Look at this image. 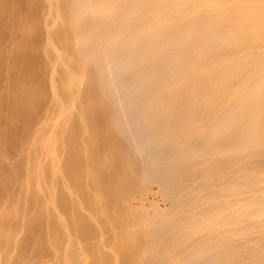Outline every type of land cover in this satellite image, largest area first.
I'll return each instance as SVG.
<instances>
[{
	"label": "rangeland",
	"instance_id": "rangeland-1",
	"mask_svg": "<svg viewBox=\"0 0 264 264\" xmlns=\"http://www.w3.org/2000/svg\"><path fill=\"white\" fill-rule=\"evenodd\" d=\"M163 1L144 0L135 8V14L132 11L133 15L131 13L127 15L122 8L120 13H116L109 19H102L92 26L85 25L84 22L81 26L89 27L93 32L90 39L87 38L84 41V50L89 51L88 54H90V51L101 49L99 33L116 27L122 18L127 19L126 17L129 15L131 18L132 16L134 18L135 16L142 17L150 13L157 15L158 12L163 15L174 4L176 5L178 0H175L176 2L174 0ZM172 1L174 4L171 3ZM189 1L191 3L187 5ZM238 1L240 0H237L236 3ZM243 1L241 6L240 2L236 4L238 9L242 8L239 13L242 10L244 14L252 12L250 14L256 20L253 17L246 18L244 23L229 27L225 23H219L225 19L224 8L228 3L227 0H184L181 6L184 7L183 10L188 8L183 12L187 14L191 10H196L198 17L182 16L178 27L182 31L173 29L174 31L165 32L162 37L154 40L152 33L160 27V24L157 23L159 26L153 29L155 26L153 23L152 29L149 28V31L147 30L144 35L132 36L135 41L132 45H117L119 42L117 40L122 38L117 36L107 44L108 53L91 54L85 59L84 65L87 74L99 80L84 85L96 101V104L91 109L89 108L88 113L96 115L91 124L97 122L94 126L100 127L102 124L103 127L101 126L100 129L105 128V130H101L100 136L106 139L101 137L100 139L107 144H105L106 146L103 144V148L108 150L112 170L120 176L118 179L120 192H140L145 195V199L151 197L142 202L135 201L132 205V213L136 218L145 217L147 219L146 227L138 231V244H145L152 251L141 258L143 261H140V264L168 262V264H264V228L254 237L236 238L233 241H229L228 230L220 228V226L212 225L211 228L202 230L203 232L196 236H191L188 230L193 220H201L207 213L216 211V209L219 211L228 208L229 201L231 203L238 200L248 201L250 196L248 191L259 189L264 192V176L260 175L262 169L264 170V141L260 140L263 131V127L260 125L262 118H254L251 115L252 110L260 107L264 102L263 99L256 98L257 92L260 94L264 88H260L258 91V88L255 87L261 82L264 86V56L255 58L257 54L254 53L257 48L264 45V20L260 26L261 30L255 28L258 21L260 23L259 18L262 12H259L263 8L259 6L260 9H251L245 4L248 0ZM37 4L38 0H0V168H2L0 169L2 171L0 178L5 171V176L3 175L1 178L3 181L0 179L2 182H0V216L2 217L3 205L7 202L12 204L18 196L17 190H19L22 166L14 160V156L17 148L20 147L19 143L28 135L29 124L45 112L50 101L49 82L46 78L48 62L41 49V37L28 24L30 21H39L40 10ZM21 5L23 6L21 7ZM207 5L214 7L215 10L223 11L222 17L209 16L206 13L203 15ZM150 7L158 9L151 11ZM243 7L247 8L245 12ZM185 14L181 13V15ZM213 19L217 21V24L215 27H211V33L207 34L205 29L203 32L202 30L199 33L195 32V28L201 29L204 24L213 23ZM18 33L21 34L20 37ZM183 34L189 35L188 38L182 42L176 41L174 37ZM151 40L155 42L154 46L149 43ZM205 41L209 43L206 47L202 46L206 43ZM16 45L18 46L16 47ZM155 45H158V50L155 49ZM250 52L253 54H249ZM109 59L112 61L109 62ZM198 72H209V75L197 78L201 82H190L188 78ZM104 80H108V82H102ZM43 85L44 88H42ZM230 93H232L233 101L228 104ZM33 99H36L35 102ZM10 114L12 115L10 116ZM72 118L73 120H69V122H74V120L75 122H70L69 127L66 126L67 130L65 129L63 132V134L67 132L72 138L62 134L65 141L64 146L74 144L70 146L71 148L65 146L68 150L67 153L70 154H67L66 150L64 151L66 155L61 154L63 158L60 160L61 170H64L61 173L64 174H60L64 175L61 178L62 180L66 178V182L61 181L59 177L58 180H55L54 177L49 176L51 174L48 170L44 173V176L47 174L45 179L48 180V183L54 182L51 184L55 187L51 186L57 192L55 194L57 197H55L59 199H55L56 205L62 203V206L57 205V207L61 211L63 208L62 212L66 216L61 212V217L64 216L67 220L62 217L60 221L62 222L64 219L65 223L63 220L60 225V221L55 219L58 222L56 226H59L57 231V227L53 225V222L55 223L53 215L45 213L40 201L37 202L38 199L30 197L29 206L26 208L29 215L27 211L26 214L32 221L29 219L30 222H28L27 217L25 220L32 224L37 220L38 222L34 223L37 226H32L34 227L32 230H36V227L37 232L34 231V234L33 231L31 233L29 230L24 231L25 238L22 236V242L19 240V248L16 246L13 257V262L18 264H28L32 254L37 253L35 248L40 247L39 250H42L43 246L40 244L44 245L43 241L45 247L51 251L60 248L59 246H62L64 242L62 237L64 233H61V229L63 230L65 226H69V230H67L71 235L87 234L92 231L90 227L93 226L90 216L87 215L88 211H86L87 214L83 212L85 214L83 215L79 212L81 210L77 209L78 211L76 210L74 213L75 216H72L75 205L73 203L74 206H71L70 196L64 192V189L65 186L72 189H70L73 191V193L71 192L72 200L73 198L75 201L77 200L75 204H80L83 201L82 205L89 207L88 198L90 197L87 188L89 185L86 184L88 179L85 177V168L87 164L90 165L88 161L96 160L95 157H102L98 152H93L89 148L85 150V145H83L85 140L83 139L82 142V127L78 117ZM97 126H95L96 129H99ZM67 127L71 128V131ZM11 129L15 130L13 138H11L13 135ZM12 139L16 141L17 145H15L16 143H13L15 146L11 144ZM69 139H72L71 143ZM62 141L61 139V143H63ZM3 149L6 152H3ZM7 150H11V154ZM61 150L63 151V148ZM83 152L88 156L83 155ZM3 153L5 154L2 156ZM5 155L11 158H6ZM90 158L91 160H89ZM82 172L84 173L82 174ZM105 177H103L104 181ZM56 181L57 186L55 185ZM15 182H17V187ZM12 183L14 184L12 185ZM62 183L68 184L64 186ZM109 186L111 187V184ZM109 186L106 187L107 190ZM104 193L107 195V191ZM262 195L260 193L258 199L264 203ZM60 199L61 202H59ZM32 203L37 206L35 207ZM70 207L71 209H69ZM35 211L37 212L35 213ZM110 212L113 211L110 210ZM262 217L257 224H263L262 227H264V216ZM97 222L101 224L100 220ZM38 224L40 225L38 226ZM57 232L62 234L60 239L63 242L61 240L58 242ZM177 235L181 236L180 240H175ZM38 236L42 239L37 238ZM26 238L28 239L26 240ZM31 238L34 240L37 238L35 241H43L41 243L38 241L39 246L36 247L37 243ZM52 239L54 242L57 241L56 247H53ZM87 239H85L86 242L81 239L84 242L78 244L77 247V243H75L76 248L82 249H78V251L81 253L86 250V252L91 251L92 254L96 253L94 254L96 258L92 259L93 263L91 261L92 264H107L110 250L106 244H104L106 247L104 249L101 240L102 243L99 240ZM0 240H2L0 246H4L5 237ZM28 243L30 245L36 243L35 250H32V245L30 246ZM96 243H100L101 246ZM212 244L214 246H211ZM27 245L28 250L25 247ZM170 245L175 248L176 253L166 255V257L160 251ZM200 247H203L206 253L197 258L195 251ZM207 248L210 250L208 253L205 251ZM19 249H24V251L21 250L23 253ZM105 251L109 253H105L106 257L104 256V258L102 257L104 253L102 256L101 254ZM1 257V264H5L7 257H2L3 259ZM98 258L99 261L100 258L103 259L102 262H96ZM124 258L123 255H120V264L129 263ZM57 263V260L53 259L43 264Z\"/></svg>",
	"mask_w": 264,
	"mask_h": 264
},
{
	"label": "bare ground",
	"instance_id": "bare-ground-1",
	"mask_svg": "<svg viewBox=\"0 0 264 264\" xmlns=\"http://www.w3.org/2000/svg\"><path fill=\"white\" fill-rule=\"evenodd\" d=\"M143 1L144 0H38L37 6L40 10V15H39V19H38L39 21H30L28 23L27 21L29 18L27 17L28 19L26 22L29 24V26L32 28V30L37 31L41 37L40 38L41 49L44 52V54L46 55L45 60H47V62H48V66L45 65L47 68V70H46L47 71V77L46 76L45 77L47 78V81L49 82L50 91L48 94L50 95V101H49L47 107L45 108V112L42 115H39V117L37 116L35 119L33 118L34 120L32 119L33 120L32 123H30L28 126V135L22 141H20V143H19L20 147H18V148L16 147L17 152L14 149L16 152L15 156H14V160L17 161V163L21 164L22 171H20V175H21L20 177L21 178L19 180V190H17V193H18L17 199L15 201L13 200L14 202L12 204H10L8 202L5 203L3 205L4 207H3V210L1 212L3 214V217L0 216V238L4 239V237H5V241L3 242L4 246L3 245H1L2 247L0 246V256L5 257V258L7 257V261L5 260V264H11V262H13V257H14V252L16 251L15 250L16 246H18V248H19V245H18L20 243L19 240L21 241V238H23V237L25 238V236H24L25 234L23 235V233H25L24 231L29 230L31 233L33 231L32 229L34 228L32 226H37V224L34 225L35 222H38L37 220L35 222L33 221L34 222L33 224L28 223V222H30L31 219H30V216H29L30 220L28 219V215H29L28 212L29 211H27L26 208L29 206L30 197H31V199H32V197L33 198L35 197L36 199H38L37 202L40 201V203L43 205V206L42 205H38V206H42V208H44L46 211L45 213H47L48 215H51V216L53 215L52 217L54 220L53 219H51V220L55 221V219H57V221L58 220L60 221V219L62 217H64V216L61 217V212L63 211V208H62V211L58 209L62 203L60 205L57 204L59 206V207H57L56 202H55L56 200H59V199L56 198L57 197L55 195V194H57L56 190L54 189L55 192L53 190V188L55 186L52 184L54 182L53 183L51 182L52 184L50 182L48 183L47 182L48 180L46 181V179H45V176H47V174L44 176V173L47 172V170H48V172H50V174H51L49 176L54 177L55 180H58V177L61 179V181L64 180V179L62 180L64 175L61 176V174H64L63 172L61 173V171L63 170V169L61 170V161L60 160L63 159L61 154L66 155V153L68 151L67 148H71L70 146H72L74 144L72 143V145L70 144V146L65 145V146H67V148H66L64 146L65 141L63 139L64 137L62 136V134H63L64 130L66 129V126L69 127V125L71 123L75 122V120H74V122L70 121L71 122L70 123L69 120H73L72 117H76V116L78 117V121L80 123V126L82 127V134H83L82 142L84 139L85 142L83 145H85V150H87L86 148H89L93 152H98L100 154V156L102 157V158L95 157L96 160L91 161L92 163L87 160L88 163H90V165L86 163L87 161H85V163L87 164V166L85 168L86 169V176L85 177H86V179H88V180H86V179L85 180H86V184L91 186V188H89V186L87 187V185H86V187L89 189L88 195L90 197V198H88V201H90V202H88L89 203V207L87 206L88 209H86L87 207H84V205H82L83 201L82 202L79 201L80 204H75V202L77 200L75 201L74 200L75 198H73V200H74L73 201L72 197H71V196H73V194H72L73 191H70V189H71L70 187L68 188V186L67 187L65 186L68 183L65 185L63 183L62 184L65 186L64 192H67V194L70 196L71 200L69 199V202H71L70 203L71 206L75 205V207H74L75 210H73V207H72L73 214L76 213L77 209L81 210L79 212H81V213L84 212L85 214H87L86 211H88L87 215L90 216V217L89 216L88 217L91 218L90 221H91L92 226H93V227H90V226L89 227L92 228V231L90 233H87V234L82 233L79 235L77 232L78 230H77L76 232L78 235H75L74 233H72L76 236L75 237L74 235H71L70 232H68L69 226H67V227L63 226L64 228H63V230L61 229V233L62 234L64 233V235L62 236V234H59L57 232L58 235H56V236L59 237L61 235L64 238V240H63L64 242L62 241V239H60L61 236L59 238L57 237L58 242H60L59 240H61V242H63V244H62V246L61 245L59 246L60 248L57 247L58 249H55L54 251L53 250L51 251L50 249L46 248L45 242L43 240L42 241H43L44 245L40 244V246H43V248H42V250L41 249L39 250L40 247H37V245L39 246V244H38L39 240L35 241L37 238H39V236L37 238H35V240L33 238H31V240L33 239L37 243V244L35 243L37 248H35V244H31L33 247L32 250L37 249L36 250L37 253L35 255L32 254V256L30 257L31 260L28 261V264H43V263L51 261L53 259L57 260V262H58L57 264H89V263L92 264L93 263L92 259L96 258V256L94 255L96 253L92 254L91 251L86 252V250H84V252L80 253L78 251V249H80V250H82V249L76 248L82 242H84V241H81V239L85 240L87 238H89L90 240H93V241H96V240H99V242L102 241L103 242L102 245L104 246L103 248L104 249L106 247L109 248V250H110V254H108L109 255V257H108L109 258V260H108L109 264H120V255H123L127 259L126 261L129 262L128 264H138L140 261H143L141 259L142 257H144L146 254H150L152 252V251H150L151 248L147 247L145 244H143V245L138 244V234H139L138 231H141L142 228L146 227L147 219L145 217L136 218L134 216L135 214L132 213L133 202H135V201L142 202V201H145L146 199L148 200L151 197L145 199V195H143L140 192L139 193L138 192H122V191L120 192V184H119V180H118L120 176H119V174L116 173V171L112 170V167H111L112 165L110 166V155L108 153V150L103 148V146L106 143H104L105 141H102L100 139V137H101L100 135L102 133L101 130L103 129V128L100 129L102 124L100 127L95 125V126L99 127V129H96V127L94 126V124L97 122H95L94 124H91L92 121L95 119L96 115L89 114L88 112L91 109V107L94 104H96V101L91 96V93L86 90L84 85L86 83L88 84L89 82H98L99 80L95 79V77L94 78L90 77L89 74H87L84 62H85V59L87 58V56H89L91 54L97 55V54H100V52L108 53L107 52L108 49L106 48L107 44L109 42H111V40L113 38H115L117 36H118V38L122 37V38H119V40H117V41H119L117 43V45H126V46L132 45L135 42L133 38L136 35H138V34L144 35L145 32H147V30L149 31V28H151V26H154L153 23H155V26L153 27V29H155V27L159 26L158 24H160V27L156 28L155 32L152 34H154L153 35L154 40L159 39V37L160 36L162 37V35H164L165 32H169L170 30H173V29L176 31H177V29L179 30L180 28H178V27H179V23H181L180 18H182V16L183 17L184 16L189 17V18L198 17L197 16L198 11L191 10V11H189V13L185 14L183 11H185L188 7L185 6L187 8L185 10H183L184 7L181 5L184 2V0H178L176 5L172 1L171 3H173L174 6L169 11L164 13L163 15H161V13L159 14V12L157 15L156 14L152 15V13H150L149 15L142 16V17H136L135 16V18H134V16H132V18H131L129 15L126 17L127 19L122 18V20H120V22L118 23V25L116 27L108 28L105 31H102L101 33H99V35H100L99 38L101 37V49H96L92 52L90 51V54H88L89 51L87 52L84 50L85 48H84L83 44H84V41L87 38H89L91 34H93V32H92L91 28L86 27L87 28L86 29V28H83V26H81L84 24V22L86 23L85 25L92 26L95 23H97L98 21H101L102 19H104V20L109 19L110 17H112L116 13H120L121 10H123L122 8H124L123 12L124 13L126 12L127 15L129 13H131L132 11L135 14L136 13L135 8L137 6H139L138 4H141ZM227 1H228V3H226L225 8H224L225 14L227 15V17L225 15V17H224L225 19L223 21H220L219 23H221V24L225 23L227 26L233 27V26H235V24H242L243 21L245 22L247 20L246 18H249V19H251L252 17L254 18V16L250 14L252 12L247 11L249 13L244 14V13H242L243 12V10H242V12H240L241 14L239 13V10H241L242 8L238 9L236 4H239V2H240V6H241L242 5L241 3L243 0H240L237 3H236L237 0L236 1L235 0H227ZM190 3L191 2L189 1V4H187V5H190ZM245 4H246V6H248L251 9H257V8H259V6L261 8H263L261 11L259 10L260 11L259 13L262 12L261 16L259 18L260 23L258 21L259 19L257 20L258 23L255 21L257 23L255 28L257 30H258V28L261 30L260 26L262 25L263 20H264V0H248L245 2ZM163 5H161V6H163ZM167 5H169V4H167ZM22 6L23 5H21V7ZM207 6H204V7L206 8ZM161 8H163V7H161ZM213 8L214 7H211V6L210 7L208 6L207 9H205V10L203 8V10H204L203 15H205V13H206L209 16L216 15V16L222 17L223 11L221 12L220 10H215ZM219 8H221V7H219ZM150 9H151V7H150ZM194 9H196V8H194ZM243 9L245 12V10L247 8L245 9V7H243ZM153 10L156 11L155 9H151V11H153ZM21 11H23V10H21ZM216 11H220V12H216ZM25 13H27V12H25ZM181 13H183L185 15H181ZM253 13H254V11H253ZM201 14H202V12H201ZM255 15H257V14H255ZM254 20H256V18H254ZM159 21H160V23H159ZM212 21H213V23L211 22V23L204 24V27L202 26L201 29L195 28V30H196L195 32L199 33V31H201V30L203 32V30L205 29L204 31H206L207 34L211 33V31H212L211 27L212 26L215 27L217 24L216 20L213 19ZM163 23H165V24L163 25ZM180 30L182 31V29H180ZM189 31H191V30H189ZM191 32H193V31H191ZM18 34L17 35L20 37L21 34L20 33H18ZM188 34H189V32H188ZM186 35L187 34L177 35L174 38L176 39V41L178 40V41L182 42L183 40H186L188 38L189 35L188 36H186ZM132 36H134V37H132ZM148 36H150V35H148ZM13 40L15 41L16 39H13ZM228 40H229V38H228ZM159 41H158V43H159ZM149 43H152L153 46L155 44V42L153 40H151ZM225 43H227V40H225ZM207 45H209V43L206 42L202 46L206 47ZM17 46L18 45H16V47ZM155 46H156L155 49L158 50V45H155ZM16 47H15V49H16ZM251 52L249 54H253ZM254 53L257 54L255 58H258V57L261 58V56H264V45L257 48ZM109 60H110L109 62L112 61L111 59H109ZM107 64H109V63H107ZM194 72H196V71H194ZM32 75H33V73H32ZM206 75H209V72H207V73H205V72L199 73L198 72V73L192 74L190 76V78H188V79L190 80V82H199L200 80H198L197 78L200 79L203 76L206 77ZM102 82H108V80H104ZM96 86H97V84H96ZM255 87L258 88L257 89L258 91H260L259 90L260 88L261 89L264 88V86L262 85V82L255 85ZM42 88H44V85L42 86ZM39 89H40V87H39ZM40 93L42 95V91ZM229 96H230L229 100H227L228 104L232 103V101H233L232 100L233 99L232 93H230ZM256 98L257 99H263V101H264V90L262 92H260V94L257 92ZM33 100L35 102L36 99H33ZM41 100H42V98H41ZM40 104H42V103L40 102ZM40 104H39V106H40ZM42 106H44V105L42 104ZM11 115L12 114H10V116ZM251 115L254 118L255 117H261L262 118L260 125L263 127V131H262V134L260 136L261 137L260 140L263 142L264 141V102L260 105V107L254 108V110H252V112H251ZM15 118H12V119L14 120ZM5 119L7 120V118H5ZM95 121H97V120H95ZM21 122H23V121H21ZM98 122L100 124V121H98ZM109 122H111V121H109ZM68 130L71 131V128L70 129L68 128ZM103 130H105V128ZM11 131H13V129H11ZM14 131H13V135L11 138H13V136H14ZM106 131L108 133V130H106ZM21 133H22V131H21ZM64 134H65V136L69 135V137H71V135L67 134V132H65ZM101 138H105V137L102 136ZM61 139L63 140L62 141L63 143H61ZM79 139H81V138H79ZM13 140L14 139H12V141ZM71 140L72 139H69L70 143L72 142ZM12 141H10L11 144L16 143L15 140L13 142ZM15 145H17V143ZM62 148H63V151L61 150ZM64 148H66V149H64ZM89 149H88V151H89ZM11 150L10 151L7 150V151H9V153H10ZM65 150H66V153H64ZM72 150H74V149H72ZM69 151H70V149H69ZM3 152H6V151H4V149H3ZM4 154L5 153H3L1 155L3 156ZM84 154H85V152H83V155ZM5 156H6V158H11V157H7L8 155H5ZM5 156H4V159H5ZM86 156H88V155H86ZM64 159H65V157H64ZM6 160H8V159H6ZM89 160H91V158ZM9 161H11V160L9 159ZM0 163H1V160H0ZM63 166H62V168H63ZM67 168H68V166H67ZM0 169H2V168H0ZM70 172H71V170H70ZM0 173H2V171H0ZM4 173H5V171H4ZM4 173H3V175H4ZM83 173L84 172H82V174ZM3 175H2V177H3ZM13 175H15L14 172H13ZM260 175L264 176V170L263 169H262ZM104 176H106L105 181L103 178ZM18 178H19V176H18ZM66 180L67 179L65 178V180L63 182L65 183ZM13 184L14 183H12V185ZM56 184H58L57 181H56L55 185ZM75 184H77V183H75ZM80 184H82V183H80ZM110 184H111V187L109 186ZM16 185H17V182H15V186ZM51 185L54 187L52 188ZM106 185H108L110 189L112 188L111 191L109 188L107 190L106 187H108V186H106ZM5 187L7 188L8 186H5ZM16 187H14V188H16ZM59 189H57V190H59ZM74 190H75V188H74ZM14 191H16V189H14ZM104 191L105 192L107 191V195L104 193ZM75 192H77V191H75ZM247 193L250 195L248 198L249 199L248 201L238 200V201H233L232 203L229 201L228 202V204H229L228 208L220 209L219 211H217V209H216V211H211L210 213H207L206 216H204L201 220H197V221L193 220L192 224L190 223V225L188 227L189 234L191 236H196L199 233L203 232L202 230H206L207 228H211L210 226H212V225L213 226H220V228H224V229L228 230L227 232H229L228 234H230V236L228 237L229 241H233V239H236V238L243 239L244 237H248V236L254 237L256 234H259V232L262 230V228H264V227H262L263 224L262 225L257 224L258 222H260V219L263 218L262 216H264V203L259 201L258 195H260V193H261V194H263L262 196H264V192L262 190L256 189V190H250ZM68 195H67V197H68ZM12 197H13V195H12ZM59 202H61V199ZM57 203H58V201H57ZM73 203H74V205H72ZM32 204L34 205V203H32ZM156 205H158V204H156ZM33 209H36V208H33ZM44 209H43L42 215L44 213ZM69 209H71V207ZM110 210H112L113 212L109 213ZM26 211H27L28 215L26 214ZM36 212L37 211H35V213ZM64 212H65V209H64ZM81 213H80V215H81ZM84 213H83V215H85ZM63 214L65 215V213H63ZM34 215L36 216L37 214H34ZM72 216H75V214ZM138 216H140V215H138ZM26 217H27V219H26ZM25 219L29 220V221L26 222ZM64 219H66V218L64 217ZM63 220H62V222H63ZM74 220H75V218H74ZM85 220H86V222L88 221L87 219H85ZM99 220H100L101 224H98L97 221H99ZM72 221H73V219H72ZM58 222L55 221L56 224L53 222V225L54 226L58 225L57 224ZM62 222L60 221V225ZM64 223H65V220H64ZM66 223H67V221H66ZM87 223H89V221ZM74 224L76 226V223H74ZM78 224L79 223H77V225ZM39 225L40 224H38V226ZM58 227L56 228V230L59 229ZM35 229L37 230L36 227H35ZM213 229H215V228H213ZM36 230H34V231L37 232ZM34 231L32 233H34ZM39 231H42V230H39ZM70 231H71V229H70ZM59 232H60V230H59ZM55 234H56V232H55ZM38 235H39V233H38ZM28 236H29V233H28ZM32 237H33V234H32ZM40 237H43V236H40ZM187 237H190V236H187ZM28 238H26V240ZM180 238H181V236L177 235L175 240H180ZM39 239H42V238H39ZM0 241L2 242V240H0ZM52 241H53V239H52ZM85 242H86V240H85ZM26 243H27V241H26ZM32 243H33V241H32ZM56 243H57V241H55L52 244V245H54L53 247H56L55 246ZM75 243H77L76 247H75ZM97 244L98 243H96V245ZM104 244H106V247ZM89 245H90V243H89ZM89 245H88V247H89ZM98 245H100V243ZM211 246H214V245L212 244ZM25 247L28 250V248H27L28 245ZM25 247H23V248H25ZM82 247H84V246H82ZM91 247H93V246H91ZM99 249H100V247H99ZM19 250L24 251V249H19ZM205 251H207V253H208V251H210V250H208V248H207V250L205 249ZM21 252H19V253H21ZM160 252L162 254H164L165 256L170 255V254L173 255V253L175 252V248L172 245H170L169 247L164 248ZM103 253H104V255H103ZM105 253H106V251L102 252V254L101 253L100 254H101V256L103 255L102 257H104ZM107 253H109V252H107ZM204 253H206V252H204V248L200 247V248L196 249L195 256L198 258V257H200V255L203 256ZM25 255H26V253H25ZM98 256H99V254H98ZM162 259H163V256H162ZM102 260L100 258V261H99V258H98V260H96V262L99 263V262H102ZM106 260H107V258H106ZM91 261H92V263H91ZM20 262H22V261H20ZM168 263H164V264H168ZM0 264H1V262H0ZM13 264H18V263L13 262Z\"/></svg>",
	"mask_w": 264,
	"mask_h": 264
}]
</instances>
